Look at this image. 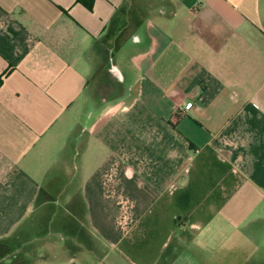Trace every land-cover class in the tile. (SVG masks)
Wrapping results in <instances>:
<instances>
[{"label":"crops","instance_id":"1","mask_svg":"<svg viewBox=\"0 0 264 264\" xmlns=\"http://www.w3.org/2000/svg\"><path fill=\"white\" fill-rule=\"evenodd\" d=\"M89 1L0 0V264H264V0Z\"/></svg>","mask_w":264,"mask_h":264},{"label":"trees","instance_id":"2","mask_svg":"<svg viewBox=\"0 0 264 264\" xmlns=\"http://www.w3.org/2000/svg\"><path fill=\"white\" fill-rule=\"evenodd\" d=\"M87 9L92 10L93 6L89 0H79Z\"/></svg>","mask_w":264,"mask_h":264},{"label":"rangeland","instance_id":"3","mask_svg":"<svg viewBox=\"0 0 264 264\" xmlns=\"http://www.w3.org/2000/svg\"><path fill=\"white\" fill-rule=\"evenodd\" d=\"M79 213L80 214H82L83 213V211H79ZM189 249V248H188ZM213 256H214V251H213ZM210 263H213L214 264V258H212L211 260L210 259H208V264H210Z\"/></svg>","mask_w":264,"mask_h":264},{"label":"built area","instance_id":"4","mask_svg":"<svg viewBox=\"0 0 264 264\" xmlns=\"http://www.w3.org/2000/svg\"><path fill=\"white\" fill-rule=\"evenodd\" d=\"M191 107H192V104H188V105L186 106V109L189 110Z\"/></svg>","mask_w":264,"mask_h":264}]
</instances>
